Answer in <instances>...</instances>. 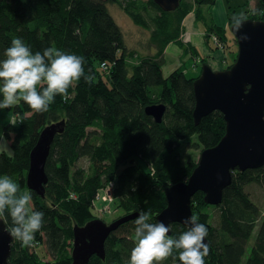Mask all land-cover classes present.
<instances>
[{
    "label": "trees",
    "instance_id": "16d2710c",
    "mask_svg": "<svg viewBox=\"0 0 264 264\" xmlns=\"http://www.w3.org/2000/svg\"><path fill=\"white\" fill-rule=\"evenodd\" d=\"M135 1L0 0V60L6 58L11 39L19 37L33 53L55 47L83 56L85 73L93 77L91 83L82 77L70 87L67 99L56 95L43 113H33L20 101L13 107L15 126L10 123L3 128L2 136L9 142L11 153L0 151V176H9L21 191H28L25 176L29 155L40 130L65 120L64 131L55 135L45 163V195L40 197L30 190L35 210L44 212V225L35 233L31 245L14 238L11 264H71L72 226L94 218L103 220L96 205L105 201L96 198L108 186L113 201L124 213L143 211L155 223L157 213L166 205L165 187L186 180L197 164L184 158L182 141L203 149L215 145L224 134L225 121L217 110L194 124L192 82L198 75L186 76V68L181 66L167 76L162 71L164 48L170 42L183 46L182 21L191 11L205 23L206 41L215 35L217 43L212 39L213 46L229 53L226 29L208 22L203 14L202 7L215 0H180L179 6L169 12L147 0L156 11L149 21L135 9ZM248 2L244 1V19L264 21L262 0H256L253 9H247ZM107 3H117L135 24L150 29L151 41L156 45L152 56H143L136 63L129 61L123 33ZM232 16L230 9L228 26ZM233 42L234 38L231 45ZM193 52L196 54L195 49ZM235 52L233 47L232 62ZM198 59L201 63L206 60L202 56ZM102 62L108 65L107 69L101 67ZM152 103L165 105L159 123L144 112V107ZM87 127L95 130L88 132ZM81 157L90 161L87 171L76 166ZM252 182L264 186V165L235 170L218 205L206 204L201 191L192 196V216L208 229L209 254L204 258L205 264H264V216L260 218L258 205L244 189ZM69 191L74 196L66 199ZM205 207L218 210L215 225L203 210ZM136 218L110 233L103 260L93 255L88 264H129L134 247L130 231L136 226ZM3 219L11 229V217L6 213ZM255 227L251 249L243 259ZM186 230L180 223H172L170 236L178 238ZM40 243L49 260H42L34 248ZM173 263L181 264L178 256L161 262Z\"/></svg>",
    "mask_w": 264,
    "mask_h": 264
},
{
    "label": "water",
    "instance_id": "95a60500",
    "mask_svg": "<svg viewBox=\"0 0 264 264\" xmlns=\"http://www.w3.org/2000/svg\"><path fill=\"white\" fill-rule=\"evenodd\" d=\"M163 11H174L180 0H153ZM264 3V0H262ZM229 30L237 45L233 62L224 69L214 70L207 61L192 82L194 124L217 110L225 121V131L213 146L200 151L196 166L186 180L165 187L166 205L157 213L155 222L184 223L192 216L191 198L203 193L209 205L222 201L224 189L230 185L235 170L244 171L264 165V21L244 19L238 33ZM245 34L248 38L240 40ZM144 112L155 122L162 120L165 112L163 103H152ZM65 120L47 124L40 132L30 151L29 165L25 176L26 188L44 197L48 177L45 163L55 135L64 131ZM139 211L121 215L111 222L94 218L83 225L72 226L71 264H88L95 255L105 258V241L121 224L135 219ZM171 231L169 232V235ZM14 237L3 218H0V264H11V244ZM208 244V238L205 237Z\"/></svg>",
    "mask_w": 264,
    "mask_h": 264
},
{
    "label": "clouds",
    "instance_id": "9594fccd",
    "mask_svg": "<svg viewBox=\"0 0 264 264\" xmlns=\"http://www.w3.org/2000/svg\"><path fill=\"white\" fill-rule=\"evenodd\" d=\"M230 28L238 33L243 28L244 16H232ZM245 34L239 36L246 40ZM0 60V109L16 106L23 101L33 113H43L54 102L56 95L68 98V89L83 77L91 83L93 77L85 73L83 56L67 53L55 47L33 53L19 37L11 39ZM13 121V126H15ZM11 217L10 235L31 245L35 233L44 225V212L35 210L32 192L21 191L9 176H0V218ZM187 230L178 238L169 235L170 226L163 221L150 222L148 213L141 211L135 220L134 247L129 264H161L169 257L178 256L181 264H205L209 245L205 243L208 229L193 215L185 219Z\"/></svg>",
    "mask_w": 264,
    "mask_h": 264
},
{
    "label": "rangeland",
    "instance_id": "374dc122",
    "mask_svg": "<svg viewBox=\"0 0 264 264\" xmlns=\"http://www.w3.org/2000/svg\"><path fill=\"white\" fill-rule=\"evenodd\" d=\"M191 1V0H187ZM245 0H215L214 4L211 5H204L202 7L203 14L207 18L206 20L208 22H214L215 24H221L222 21L225 19L226 21V14L228 15L229 10L232 9V15H241L245 9L246 6H244ZM249 6L247 9H253L255 6L256 0H248ZM136 10L140 11L143 16L149 21L150 17H154L156 14V11L152 10V8L147 3V0H136ZM228 6L230 8H228ZM107 8L109 10V13L114 18L115 22L120 27L123 36L124 41L127 46L128 54H129V61L131 63H136L139 58L143 56H152L156 51V45L151 41V32L149 28H144L142 26H139L133 22V20L128 16V14L125 13V11L121 8L120 5L117 3H107ZM222 9L226 12H222ZM201 31L206 29L205 23L200 22ZM227 33L229 36V41H233V36L231 31L229 30V27L227 28ZM201 39V37H200ZM202 40L204 42L205 48H207L208 51H214L217 52L219 49H216L213 45L212 39L209 37L208 41H206L205 37L202 36ZM201 40V42H202ZM235 42H233L234 51H237V45ZM195 45V44H194ZM198 48L201 49L200 43L196 44ZM188 51L193 52V48L191 46L188 47ZM235 52V56H236ZM192 62L191 60H188L187 65L182 66V69L186 68L185 74L186 76H196L199 74L201 70L202 63L199 62L198 56H194V52L192 53ZM228 52H224V56H228ZM234 56V58H235ZM233 58V59H234ZM232 59V58H231ZM186 60V59H185ZM217 59H212V61H215ZM182 61H184V58H180L179 55L173 54L171 52L166 54L165 57V63L163 66V74L164 76H167L173 70V68H177L182 65ZM206 61V60H205ZM232 61L230 60V65ZM192 64V66L190 65ZM196 66V68H193ZM223 69L226 68L227 65L222 64ZM216 68V67H213ZM219 70V69H214ZM0 100H2V95H0ZM14 113H13V107L7 108V109H0V151H5L7 154L11 153V149L9 146V142L3 138L2 132L3 128L10 123H13L15 121L14 119ZM88 132L94 131V127H87L86 129ZM193 141H195V137L192 138ZM183 144H181V150L183 151V156L185 159L198 161L200 151L202 149L201 146H194L193 142L185 143V141H182ZM90 161L87 157H81L77 163L76 166L81 167L85 169L86 171L89 169ZM245 191L249 194V197L251 200L256 203L260 210V218H263L264 216V186L259 185L258 183L252 182L244 187ZM22 191H27L26 189H23ZM74 196V194H73ZM72 192L69 191L68 195L66 194V199L73 198ZM102 199V198H101ZM97 204V203H96ZM100 204H97V207ZM108 206H110V212L104 214L100 213V215L103 216V220L105 222H111L113 219L124 215V210L117 206L116 201L108 202ZM205 212H207L210 215V222L215 225L217 223L218 219V210L212 207H205L203 209ZM136 227V226H135ZM135 227L131 228V236L134 238V231ZM257 227H255L253 234L251 235L248 243H247V250L246 254L244 255L243 259L247 257L249 254V251L251 249V244L253 241V238L256 234ZM34 243V242H33ZM72 246V241H71ZM37 253L40 255V258L42 260H49L50 256L46 254L43 245L38 244L35 245ZM71 248L69 249L70 253ZM174 264V263H173Z\"/></svg>",
    "mask_w": 264,
    "mask_h": 264
},
{
    "label": "crops",
    "instance_id": "0c3cea01",
    "mask_svg": "<svg viewBox=\"0 0 264 264\" xmlns=\"http://www.w3.org/2000/svg\"><path fill=\"white\" fill-rule=\"evenodd\" d=\"M222 12H224L226 14V12L222 9ZM226 21L225 19L222 21L221 24H216L218 26H221L223 28L226 29V34L228 36L227 33V28L229 27L228 25V15L226 14ZM200 22H202L201 20H198L195 16L194 12H189L183 19L182 21V32L180 35L181 41H184L183 46H180L174 42H170L168 43L163 51V64H162V68L164 66L165 63V57L166 54L171 52L173 54H177L179 55V60L180 58H184L183 64L181 65H187V61L191 60L192 62V53L191 51H188V47L191 46L193 49H195L196 54H194V56H202L206 59V61L208 62V64L213 68V69H223V66H221L222 64H229L232 55H233V45H231L232 43L229 41V36H228V41L230 44V51H229V55L226 57L224 56V51L223 49H219L217 52L214 51H208L207 48H205L204 42L202 40V36L204 37V33L205 30L201 31V25ZM201 37V39H200ZM202 40V42H201ZM232 41V40H231ZM197 43H200L201 49L198 48V46L196 45ZM195 44V45H194ZM186 59V60H185ZM212 59H217L215 61H212ZM185 62V64H184ZM192 66V64H190ZM193 68H196V66H194ZM175 69V68H173ZM185 69V68H184ZM163 71V69H162ZM172 71V70H171ZM186 71V70H185ZM170 73V72H168Z\"/></svg>",
    "mask_w": 264,
    "mask_h": 264
},
{
    "label": "built area",
    "instance_id": "2783aa9c",
    "mask_svg": "<svg viewBox=\"0 0 264 264\" xmlns=\"http://www.w3.org/2000/svg\"><path fill=\"white\" fill-rule=\"evenodd\" d=\"M212 39L214 40L215 43H217V38H216L215 35H212ZM100 65H101V67L103 69H107V67H108V65L105 62H102ZM99 199H101V200H103L105 202L100 207H97V205H96V208H97L98 212L99 213H105V212L108 213V212H110V206H108V202H112L113 201V198L110 195V186L106 187L103 190V194L97 196L96 201H98Z\"/></svg>",
    "mask_w": 264,
    "mask_h": 264
},
{
    "label": "bare ground",
    "instance_id": "6f19581e",
    "mask_svg": "<svg viewBox=\"0 0 264 264\" xmlns=\"http://www.w3.org/2000/svg\"><path fill=\"white\" fill-rule=\"evenodd\" d=\"M182 64H183V61H182ZM184 64H185V62H184Z\"/></svg>",
    "mask_w": 264,
    "mask_h": 264
}]
</instances>
